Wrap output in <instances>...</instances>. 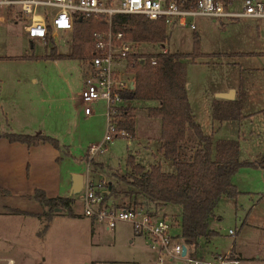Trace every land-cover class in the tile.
<instances>
[{"label":"rangeland","instance_id":"rangeland-1","mask_svg":"<svg viewBox=\"0 0 264 264\" xmlns=\"http://www.w3.org/2000/svg\"><path fill=\"white\" fill-rule=\"evenodd\" d=\"M242 3L243 0H229V7L233 11H241ZM195 21L197 29L170 25V37L165 43L135 42L134 48L140 56L161 51L164 47L171 51L189 52L198 40L203 54L186 59L187 77L191 83L188 95L197 119L214 141L237 138L241 158L258 164L242 166L233 175L232 181L237 184L239 193L234 198L219 201L215 208L219 216L212 219V226L217 232L210 239L204 238L200 242L195 257L209 261L214 260V253L225 254L231 250H236L238 256H241L240 252L247 256L264 255V165L259 163L261 159H256L259 154H264V112L261 110L264 108V53H261L264 51V19L198 16ZM24 28L22 20L0 25V130L24 129L37 133L36 128H42L44 133L52 134L66 144L64 148L71 152H63L60 159L65 179L73 178L71 172L77 170L86 177L89 175L95 183L103 177L109 180V175L89 171L84 155L89 144L102 141L106 116L101 114L104 102L97 103V114L87 118L72 98L80 90L89 64L87 59L70 55L73 29L58 30L59 35L66 39L65 44L54 40L42 45L32 43ZM53 47L61 56H43ZM229 86L238 89L234 98L243 101V117L226 119L223 123L214 122L212 102L214 97H218L215 90ZM131 100L129 112L135 118L136 136L114 137L106 143L104 151L95 154L94 161L113 167L115 159L119 162L117 166L125 171L127 156L134 153L138 161L147 166L160 160L165 171H175L173 160L158 155L153 141L161 123L159 118L148 115V107L158 104V101ZM196 145L197 140L189 129L188 140L182 146L185 158ZM152 150L156 151L159 159L154 158ZM62 190L60 195L68 194L70 188ZM71 194L76 198L74 208L78 215L58 214L42 244L50 264H94L92 260L96 259L99 260L96 264L155 263L157 252L147 236L136 235L132 224L125 221L118 222L115 228L96 222V230L93 231L92 218L84 213L79 193ZM157 213L171 221L174 233L181 234L180 205L165 204ZM246 217L263 228L260 231H244L242 224ZM38 220L39 230L43 231L44 224L40 218ZM230 228L236 233L229 232ZM173 261L174 264H189L184 256H178ZM226 264H264V258L251 257L239 263Z\"/></svg>","mask_w":264,"mask_h":264},{"label":"trees","instance_id":"trees-1","mask_svg":"<svg viewBox=\"0 0 264 264\" xmlns=\"http://www.w3.org/2000/svg\"><path fill=\"white\" fill-rule=\"evenodd\" d=\"M192 1H185V5L190 6ZM104 29H108V24L95 18L79 16L74 22L73 49L70 55L88 59L93 52L95 32ZM112 29L122 31L126 39L134 42L165 43L170 37L165 18L151 20L141 14L114 15ZM199 45L197 40L195 48L189 52L168 49L143 53L144 61L137 60L131 68L135 85L127 94L132 99L158 101V104L148 107V115L160 119L159 139L162 141L163 155L173 160L175 171H165L160 162L147 166L137 161L132 153L127 156L125 171L114 165L107 170L104 162L94 161V158L91 161L94 169L108 171L110 193L105 196L106 203L126 207L141 205L148 210H158L168 203L178 204L182 209L181 235L187 244L195 247L201 238H208L216 232L210 228V221L217 215L215 208L219 201L224 196L238 195L239 189L232 181L236 171L242 166L257 165L250 159L241 158L237 138H219L214 141L195 117L188 95L186 59L203 54ZM43 56L57 58L61 53H57L53 47ZM152 56L157 57V64L152 63ZM242 107L243 101L240 98L215 97L212 114L220 122L241 119ZM129 108L125 107L117 123L135 136L136 122ZM189 129L197 145L189 157L185 158L182 146L188 140ZM0 136L28 144L50 142L58 148L63 146L57 137L42 132L0 131ZM259 163L264 165V154ZM30 196L43 206V211L35 215L41 219L44 228L55 215L62 212L70 216L78 215L74 208V195L50 196L45 189L37 187ZM9 210L30 213L12 207Z\"/></svg>","mask_w":264,"mask_h":264},{"label":"built area","instance_id":"built-area-1","mask_svg":"<svg viewBox=\"0 0 264 264\" xmlns=\"http://www.w3.org/2000/svg\"><path fill=\"white\" fill-rule=\"evenodd\" d=\"M187 0H0V25L11 19L22 20L25 31L32 42L47 45L51 41L65 44L66 39L58 30L74 29L75 20L81 16L95 18L108 24V29L95 32L92 55L87 59L88 68L82 87L72 98L78 103L79 111L85 116L96 114L95 105L104 102L102 114L106 116V130L102 141L92 142L87 147L88 170L92 169L95 154L106 149V143L114 137L123 135L133 137L132 133L117 123L125 107H132L127 94L135 85L134 76L129 74L137 60L144 61L138 55L135 42L125 38L122 31L112 29L113 16L116 14H141L151 20L165 18L170 25L178 24L196 29L195 18L209 16L221 18H263L264 0H243L242 10L233 11L227 0H194L190 6ZM137 43V42H136ZM164 47L162 51H167ZM151 61L157 64V57ZM110 193L108 180L103 177L98 183L87 175L79 192L84 213L103 222L108 228H114L118 222L127 221L134 230L151 241L157 251L154 264L172 262L178 256L186 257L189 264H224V257L202 261L191 254V246L181 234L172 231V223L159 216L157 210H148L144 206H116L105 202ZM231 233H235L230 229ZM182 237V241H180ZM187 251L183 254V245Z\"/></svg>","mask_w":264,"mask_h":264},{"label":"crops","instance_id":"crops-1","mask_svg":"<svg viewBox=\"0 0 264 264\" xmlns=\"http://www.w3.org/2000/svg\"><path fill=\"white\" fill-rule=\"evenodd\" d=\"M227 1L229 2V0ZM12 22H17V21L11 19L10 22L7 24H10ZM175 26H181V25L174 24L172 27ZM261 53H264V51H261ZM190 85L191 83H189L188 80L187 87L189 88ZM231 88H234L235 92L236 90H238L235 87L229 86L227 89H216L215 94L217 95L219 92L228 91ZM194 114L197 119L195 112ZM92 116H85V117L89 118ZM215 120L216 119H214L213 117L214 122ZM197 121L200 123L198 119ZM200 125L202 126L201 123ZM0 131H14V130L1 129ZM17 131L26 132L27 130L21 129ZM36 132L44 133L42 128H36ZM26 133H30V132H26ZM159 134H160V129L153 141L155 142V146L158 149L157 151L158 155L159 154L163 155V151L161 148L162 141L159 139ZM150 142L151 140H149V143ZM63 145L66 146V144ZM63 152L71 153L70 150L65 149L64 146L58 148L50 142H45L40 144H28L27 142H22V141H11L5 136H0V264H50L49 255L43 249L42 244L45 242L48 235L50 234L53 221L55 220L56 216H58V214L53 217V219L48 223V226L44 228L43 231H40L39 220H38L39 218L37 215H35V213L42 212L43 206L37 199L31 197L30 194H32L37 187H40L45 189L48 195L55 196L57 194H60L61 191H63L62 188L69 187L70 190H68V194H64V195H73L71 194V190L73 186L75 173H80L83 175V183H84L85 174L77 170H72L71 173L73 175V178H70L68 180L65 179L60 164V159H62L63 157L62 155ZM152 152L154 158L159 159L158 158L159 156L156 155L157 154L156 151L152 150ZM84 155L86 158L87 148L85 150ZM262 156L263 154H259L256 159H261ZM136 160L138 161L137 157ZM159 162L162 164L160 160ZM107 165L106 167H110ZM91 171L108 175L104 170L101 169L93 168V170L91 169ZM227 197L230 196H224L223 198H227ZM164 206L165 205L161 206L160 208ZM11 207L19 208L28 211L30 213L13 212L9 210V208ZM217 216L218 215H216L215 218ZM243 221L244 222L242 224V228H244L243 227L244 225L245 226L244 231L247 230L260 231L263 228L262 226H259L258 224L249 221L247 217ZM96 222H101V221L92 218L93 231L96 230V226H95ZM117 225L115 227H117ZM210 228L214 229V231L217 232V230L212 226V220L210 221ZM134 232L136 235L139 236L142 235L140 233H137L136 231ZM210 238L211 236L205 239H210ZM203 239L204 238H201L199 240L198 245L196 247L190 245L192 246L191 254L193 256L197 255V248L199 247L200 242ZM240 254L241 256H238L236 250H231L229 253L227 252L225 254L217 252L214 253V257H215L214 259H217L216 257H224V259L226 260L224 264H226L229 262L239 263L251 257L252 258L256 257L258 259L264 258V255L262 253H258L257 256H247L242 252H240ZM98 261L99 260L97 259L92 260L94 264H96V262ZM171 264H174V261Z\"/></svg>","mask_w":264,"mask_h":264},{"label":"water","instance_id":"water-1","mask_svg":"<svg viewBox=\"0 0 264 264\" xmlns=\"http://www.w3.org/2000/svg\"><path fill=\"white\" fill-rule=\"evenodd\" d=\"M217 95H218V97H222V98H234L235 89L231 88L228 91L219 92ZM114 163L116 166L119 164V162L115 159H114ZM82 187H83V175L80 173H75L71 193H79L81 191ZM109 188H110V186H109ZM186 251H187V245L184 244L183 245V254H185Z\"/></svg>","mask_w":264,"mask_h":264}]
</instances>
